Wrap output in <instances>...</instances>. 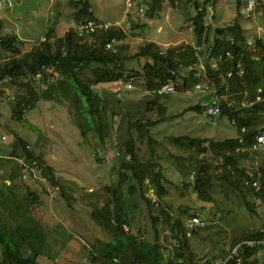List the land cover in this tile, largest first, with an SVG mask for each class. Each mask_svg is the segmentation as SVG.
I'll return each instance as SVG.
<instances>
[{"label": "trees", "instance_id": "16d2710c", "mask_svg": "<svg viewBox=\"0 0 264 264\" xmlns=\"http://www.w3.org/2000/svg\"><path fill=\"white\" fill-rule=\"evenodd\" d=\"M70 1L76 10L74 17L77 20L95 21L87 0ZM151 1L155 5L160 0ZM168 1L172 6L180 7L175 4L179 0ZM196 3L195 1L194 4ZM190 21L196 47L205 46L204 53L201 52L206 55L205 79L218 93L235 97V102L243 100L246 106L236 108L228 99L189 108V111L196 113L204 112L209 119L216 116L227 117L235 125L236 136L222 140H209L187 134L173 136L175 146L197 151L200 155L210 153L215 162L213 165L198 159L194 167L195 178L191 183L184 182L183 185L192 187L196 199L207 204L212 202L213 179L223 181L241 193L243 206L248 212L256 213L245 194L249 191L254 197L261 198L264 207V151L262 166L242 164L241 161L250 156V153L257 152L251 151V147L256 135L264 130L259 125L260 118L264 116V42L256 39L249 44L237 20L225 27L216 28V37L208 42L204 37L208 28L205 24V12L197 6ZM124 38L125 33L117 25L97 30L89 36H80L75 28H70L62 36L52 35L30 50L23 51V41L16 34L1 33L0 25V51L10 55L6 61L0 62V84L8 80L23 91L13 106V116L17 120H21L23 113L32 109L38 100H66L68 107L72 109L80 136L85 141H90L93 148L105 145L107 139H110L115 118L123 112L119 111L123 102H139L144 92H149L153 99L145 102V110L156 108L160 117L157 120L136 119L127 123V139L118 145L123 157L117 167V178L112 185L105 187L109 198L103 206L92 209L90 213L91 220L109 234V239L94 241L87 264H202L203 260H196L189 240L205 227V223L194 226L189 221L190 228L195 227L189 229L185 224V217L191 220L194 216L200 217L199 215L184 209L173 216L160 203L168 195L167 184L170 181L163 168L155 161L156 139L151 134V128L167 121L164 116L166 107L159 102V98L168 94L157 95L154 91L166 82L174 84L176 91L179 87L175 84L174 76L180 64H186L187 59L188 64H193L196 57H189L187 54L183 56L175 49L163 52L154 43L146 42L132 56L145 59L141 71L129 69L124 65L127 57H123L120 48L116 47L117 41ZM113 40V47L109 48L108 44ZM212 64H216L215 67ZM87 68L90 70V77L84 75ZM191 78L199 80L196 76ZM130 81L141 88L123 87L124 90L116 91L117 86ZM258 88L259 94L256 93ZM257 95L259 100H256ZM213 105L219 108V113L209 116L207 109ZM16 140L19 152L13 150L11 154L24 160V164L19 167L20 172L26 169V162L37 163L41 174L52 187L60 188V195L65 203L72 207L75 199L55 179L51 168L29 149L26 142L18 138ZM144 141L148 156H145L142 148ZM9 160L3 158L0 162ZM212 167L217 168L219 173L212 175ZM7 181L8 183H0V264H44L41 259L50 249L48 238L43 226L32 214V208L39 197L28 191L27 195L19 198L15 192L14 177L9 175ZM254 182H257L258 188L252 185ZM149 190L156 196L154 199L147 196ZM139 203L147 207L149 226L146 230L136 222ZM163 232H168L173 242L172 247L161 246ZM263 238L264 227L242 232L232 239L230 250L225 253L228 254L235 245L245 241ZM259 249H262L260 245L243 246L227 264H238V256L243 259L241 264L248 260L249 263L258 264L255 255ZM224 255L223 252L222 256ZM215 259L216 257L205 259V262L211 263Z\"/></svg>", "mask_w": 264, "mask_h": 264}, {"label": "rangeland", "instance_id": "374dc122", "mask_svg": "<svg viewBox=\"0 0 264 264\" xmlns=\"http://www.w3.org/2000/svg\"><path fill=\"white\" fill-rule=\"evenodd\" d=\"M3 1L0 0V2ZM39 1V9L26 11L20 17L10 15L5 6L0 7V20L3 22L1 33L16 34L20 37L23 41V51L30 50L32 46L47 37L51 38L53 32L62 33L65 29L69 30L75 26V20L68 22L63 16L60 18L61 21L56 19V6L53 8L50 6L52 0ZM87 1L96 22L106 23L109 26L118 25L125 33V38L121 42L117 41L116 47L120 48L121 55L126 54L127 60L124 65L138 71H141L145 59L129 58V56L137 53L146 40L159 43L158 47L164 51V45L169 42L168 40L179 39L176 35V39L172 37L170 39L166 33L170 32L171 28L180 30L179 28L187 26L186 18L196 13V7L190 6L184 9L170 6V11L175 13L176 19L171 18L166 21L163 17L153 18L139 13L136 0H132L130 7L125 0ZM230 1L222 0L221 4L223 2L229 4ZM212 11L218 16L220 24L228 23L232 14H236L235 6L231 9L225 7L210 9L208 12ZM259 13L264 15V10ZM259 13L252 14L251 18L241 15L239 20L244 26L248 24L256 26L257 23L261 24L264 18ZM159 26L164 28L163 32H158ZM73 28L76 29V27ZM259 31L258 37L264 42V28ZM191 32L192 34L188 37L192 38L190 41L193 38L195 41L193 30ZM253 34L249 32L245 36L250 43L258 39ZM211 41L212 39H209L208 42ZM204 48L203 45L199 56L202 64L206 61V55H202ZM9 57V54L0 51V62L6 61ZM187 72L185 68H181L179 74L187 75ZM84 75L90 77L88 68L84 70ZM200 82L207 83V80L203 79ZM129 83H131V89L141 88L131 81ZM208 85L209 88L206 90L217 96L218 100L230 99L232 100L230 103L235 102L234 97L220 94L211 84ZM123 87L124 83L117 86L116 91L124 90ZM200 87L198 88L197 85L193 87V84L189 83V91L181 92L179 87L166 97L159 98V102L161 101L166 107L165 115L172 118L151 128V134L156 139L155 161L163 168L170 181L167 184L168 195L161 199L160 203L167 207L173 216L185 209L202 218L205 227L189 240L197 261L212 257L227 261L230 259V252L228 254L225 252L230 250L232 239L242 232L264 227V207L261 204V198L254 197L252 193L246 191L247 199L257 211L256 213L248 212L243 206L241 193L215 178L211 192L212 202L207 204L196 199L192 187L183 185L184 182L191 183L195 178L194 167L198 159L213 165L215 162L210 153L200 155L197 151L175 146L172 142L173 136L187 134L209 140H222L236 136L235 125L227 117H222L217 122L215 118L209 119L205 114L185 109L197 102L196 97L193 96L194 93L196 96H202L205 105L211 104L208 93L204 87ZM194 88L201 91L196 92ZM22 92L17 85H12L8 80L0 84V159H10L9 162H0V183H8L7 177L12 175L15 179V192L19 198L27 195L28 191L38 195L39 201L34 204L32 214L43 226L50 247L46 256L41 259L42 263L87 264L90 260L89 250L94 241L109 239V234L91 220L90 213L92 209L103 206L109 198L105 187L112 185L117 178V167L123 157L122 152L118 150V145L127 139L125 131L127 123L136 119L157 120L160 114L156 108L145 110V102L153 99L149 92H144L139 102H123V106L119 109L123 112L115 118L110 139H107L105 145H96L93 148L90 141H85L80 136L73 119L72 109L68 107L66 100L60 102L38 100L32 109L23 113L21 120L14 118L13 106ZM240 103L241 106L246 104ZM237 104L239 103L235 105ZM17 138L28 144L29 149L51 168L55 179L72 194L75 199L72 207L65 203L60 195V188L52 187L41 174L37 163L26 162V169L20 172L19 167L23 164L11 154L13 150L16 153L19 152ZM142 148L145 156H148L145 141ZM257 152L250 153V156L241 161L242 164L262 166L263 150ZM210 172L216 175L219 170L212 167ZM147 196L151 199L156 197L151 190L147 192ZM136 214L139 216L136 222L146 230L149 226L146 205L139 203ZM189 221V217H185L187 227L195 229V227L190 228ZM161 246L167 248L173 246L168 232L161 234ZM237 248L238 245H235L232 252L235 251L238 254L240 251H237ZM223 252L225 257L222 256ZM255 256L258 264H261L264 261V249H259ZM242 260L240 256L237 257L240 264ZM249 261L245 264H252Z\"/></svg>", "mask_w": 264, "mask_h": 264}, {"label": "crops", "instance_id": "0c3cea01", "mask_svg": "<svg viewBox=\"0 0 264 264\" xmlns=\"http://www.w3.org/2000/svg\"><path fill=\"white\" fill-rule=\"evenodd\" d=\"M17 1H20V0H17ZM136 1H138L139 13H143L145 15L146 14L147 15H150L153 18H156V17L157 18H162L163 17V18H165L166 21L169 20V19H171V18L172 19H176L175 13H172L170 11V6L171 7H175V6H172L169 3L168 0H160L155 5L153 4V2L151 0H136ZM195 1L197 2L196 4H194ZM221 1L222 0H208V1H203V0H179L175 4H179L180 7L184 8V9L185 8H188L190 6L191 7H196L197 6L199 9H204V12H205V24L208 26V28L206 29V34L204 33V37H206V39L208 41H209V39H212L213 40L216 37V33H215V29L216 28L225 27V26L233 23V21H235V20H237L238 23L240 24V26L242 28V31H243V34H244V37L249 32H253L254 33L253 35H255L256 37H258V34L260 32L259 30H261V29L264 28L263 27L264 26V18H263V22L261 24H258L257 23L256 26H251L249 24L247 26H244L243 22L240 21L239 18H240L241 15L244 16V17L246 16L245 13L243 12V7L245 5V0H231L229 4L223 2L224 5H223V3L221 4ZM37 2H38L37 9H39L40 8V1L37 0ZM239 4H240V8L238 9V5ZM1 6H5L7 12L10 15H12L10 13V8L7 7V5L2 4ZM50 6H51V8H53L54 6H56V10L57 11H56L55 17L59 21H61L60 20L61 16L65 17L66 20H68V22H70L71 20H75V26H73V27H77L80 24V22L83 21V20H77L74 17V12L76 10H75L74 5L71 3L70 0H52L51 3H50ZM234 6H235L236 14L235 15L232 14V16H231L230 20L228 21V23L223 22L222 24H220L219 21H218V16L216 14H214L213 11L212 12H208L210 9H218L220 7H225V8H230L231 9V7H234ZM180 7H178V8H180ZM148 8H149V10H148ZM140 9H142L143 12H140ZM262 10H264V0H255V9H254V11L251 14H249L248 16H246V18L247 17L248 18H251L252 17V14L253 15L254 14L257 15V13L261 12ZM260 15L264 17L263 14H260ZM191 17L192 16L187 17L186 20H185L186 21V25L188 24L187 26H184L182 28H179L180 30H175V29L171 28V31L168 32V33H166V34H168L167 37H170V39H171V37H172V39H176L175 38V35L178 36L179 39H176L175 41L168 40L169 42H166L165 45H164L165 46L164 47L165 50L166 49H175L176 51L179 50L183 54V56H185L187 54V56H189V57H192V56L193 57L194 56L196 57L195 62L193 64H188V62H189L188 59L186 60V64H183V63L180 64L179 69H178L177 73L174 76L175 84H177L178 87H181V90H179L181 92H184L186 90L189 91L190 88L192 89L191 86L189 88V83H192L193 84V87H195L196 85L202 86V87H204V90L208 93V96L210 97V101L211 102H213V101H217L218 102L217 96L212 95L211 92H209L208 90H206V89L209 88V85H208L209 84V81H207L208 84L207 83H204V82H200L201 80L207 78L206 77L205 62H203V64H202L200 62V60H199L200 59L199 58V56H200L199 51L203 49V46L201 48L196 47L194 38H193L192 41H190V39H192V38L191 37H188L189 35L192 34L191 31L193 30L192 25H191V21H190ZM210 18H211V20L209 21ZM2 24H3V22H2V20H0L1 29H2ZM73 27H71V28H73ZM67 30L68 29H65L62 33L53 32L52 34L53 35H57V36H62ZM3 31H5V30H3ZM163 31H164V28H162L161 26H159L158 27V32H163ZM187 38H188V40H187ZM258 39H261V38L258 37ZM20 40L22 41V39H20ZM146 42H152L155 45L159 46V43H156V42H153V41H150V40H146ZM182 51H184V52H182ZM125 55L126 54H122L123 57H125ZM132 56L131 57L129 56V57L132 58ZM215 65L216 64H212L213 67H215ZM181 68H185L188 71L187 72V75H180L179 74ZM192 76L198 77L199 80L198 81H194V79L191 78ZM172 85L174 86V84H172ZM258 89H260V88H258ZM258 89L256 90V93H257ZM195 91L196 92H199L201 90L200 89H195ZM193 96H195L196 99H197V102L194 105H202V104H204V102L202 100V96H200V95L196 96L195 93L193 94ZM230 101H232V100H230ZM240 102H237V101L234 102L233 101L232 103H234V105L236 103H239V104L235 105L236 108H241L243 106H246V104L243 105V106H241L240 105L241 104ZM242 102H245V101L242 100ZM194 105H192V106H194ZM190 107L191 106H188L185 109L187 111H189V108ZM192 112H194V111H192ZM194 113H196V112H194ZM198 114H200V113H198ZM202 114H205V113L203 112ZM164 116H165V118L167 120H169L171 118V117H169V115H165L164 114ZM220 119L221 118L219 116H216L215 117V121H217V122L220 121ZM259 125H260L261 128L264 129V116H262V118H260ZM260 150H263L264 151V148H261ZM260 150H252L251 149V151H260Z\"/></svg>", "mask_w": 264, "mask_h": 264}, {"label": "built area", "instance_id": "2783aa9c", "mask_svg": "<svg viewBox=\"0 0 264 264\" xmlns=\"http://www.w3.org/2000/svg\"><path fill=\"white\" fill-rule=\"evenodd\" d=\"M125 2L127 3L128 6H131V2L132 0H125ZM2 4H5L7 5V7H11V4H12V0H4L3 2H0V6ZM255 9V0H245V5L243 7V12L245 13L246 16H248L249 14H251ZM140 12H143L142 9H140ZM109 27L108 24H103V23H97L93 20H88V21H84V22H81L77 27H76V32L78 35L80 36H89L93 33H96L97 30H106L107 28ZM115 40H113L110 44H108V47L109 48H112L113 47V44H114ZM240 73H242V70H240ZM230 75V73H229ZM125 88H131V83H126L124 85ZM198 88H200L199 85H197ZM175 91V87L169 83V82H166V83H163L160 87H158L154 92L157 94V95H165V94H169V93H172ZM260 92V89H258L257 93L259 94ZM260 97L259 95H257V98L256 100H259ZM219 113V108L215 105L211 106L210 108L207 109V114L209 116H216L217 114ZM260 148H264V130L259 132L256 137H255V141L254 143L252 144V147L251 149L252 150H258ZM18 161L21 162L22 164H24V160L22 158H18ZM254 187L258 188V184L257 182H254L252 184ZM191 224L196 226L198 224H203V220L201 217H198V216H194L191 218L190 220ZM254 245H260L262 248H264V238L261 239V240H255V241H245L244 243H240L238 244V248H237V251L239 249H241L243 246H246V247H253ZM234 249H232L230 251V259L237 255V252H232ZM228 259L227 261H225V259H215L213 262L209 263V262H205V260L202 261V264H227V262L230 260ZM237 261V259H236ZM237 263L239 264L240 262L237 261Z\"/></svg>", "mask_w": 264, "mask_h": 264}, {"label": "water", "instance_id": "95a60500", "mask_svg": "<svg viewBox=\"0 0 264 264\" xmlns=\"http://www.w3.org/2000/svg\"><path fill=\"white\" fill-rule=\"evenodd\" d=\"M38 7L37 0H12L10 13L14 17H20L26 11L36 10Z\"/></svg>", "mask_w": 264, "mask_h": 264}]
</instances>
